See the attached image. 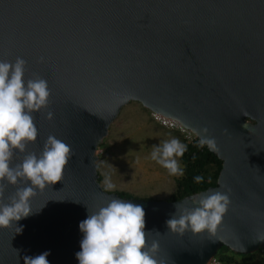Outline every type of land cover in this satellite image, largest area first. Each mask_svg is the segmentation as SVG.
<instances>
[{"label":"water","instance_id":"95a60500","mask_svg":"<svg viewBox=\"0 0 264 264\" xmlns=\"http://www.w3.org/2000/svg\"><path fill=\"white\" fill-rule=\"evenodd\" d=\"M17 57L51 92L28 152L55 136L72 158L62 181L31 197L21 233L15 222L0 229V264L46 251L49 264H78L79 223L113 197L143 205L161 264H206L222 246L264 250V0H0V60ZM132 101L213 138L217 185L177 200L106 191L98 150ZM215 190L231 201L215 234L168 231L175 204ZM15 191L5 186V203Z\"/></svg>","mask_w":264,"mask_h":264},{"label":"clouds","instance_id":"9594fccd","mask_svg":"<svg viewBox=\"0 0 264 264\" xmlns=\"http://www.w3.org/2000/svg\"><path fill=\"white\" fill-rule=\"evenodd\" d=\"M26 61L17 57L15 62L0 60V229L29 217L34 211L30 200L37 189L62 181L66 166L72 158L69 145L55 136H49L39 153L28 152V146L38 139L34 113L45 108L51 95L48 82L40 77L26 79ZM52 118V113H48ZM207 129L203 132L206 134ZM199 146L216 150L213 138L201 136ZM187 146L176 138L163 141L154 147L151 159L172 176H183L179 163ZM17 155L22 158L14 162ZM197 184L204 177H194ZM16 187L15 193L4 202L5 186ZM114 185L109 182L106 191ZM230 197L219 190L201 194L193 207L181 208L175 204L174 213L166 220L168 231L184 234L217 232L224 214L228 211ZM179 212V215H177ZM145 209L117 197L79 223L82 233L80 251L75 254L78 264H161L157 258L159 244L147 242ZM18 233L23 228L17 226ZM50 252L25 257V264H49Z\"/></svg>","mask_w":264,"mask_h":264},{"label":"crops","instance_id":"0c3cea01","mask_svg":"<svg viewBox=\"0 0 264 264\" xmlns=\"http://www.w3.org/2000/svg\"><path fill=\"white\" fill-rule=\"evenodd\" d=\"M121 116L114 127H110L105 138L103 153L99 155V180L104 189L111 182L110 191L126 192L141 199L165 200L176 192V178L149 158L148 152L126 158L127 146L135 149L153 147L156 143L176 138L185 144L184 136L172 129L162 127L151 118V112L139 102L132 101L121 110ZM135 138V144H127ZM103 143V144H104ZM180 163V158H179ZM181 165V163H180Z\"/></svg>","mask_w":264,"mask_h":264},{"label":"trees","instance_id":"16d2710c","mask_svg":"<svg viewBox=\"0 0 264 264\" xmlns=\"http://www.w3.org/2000/svg\"><path fill=\"white\" fill-rule=\"evenodd\" d=\"M185 145L187 146V151L180 158L184 175L176 178L177 189L169 200H177L186 194L199 192L210 186L217 185L218 175L222 168V161L207 146L200 147L199 139L192 142L185 140ZM197 175L204 177L203 182L200 184H197L194 180V177ZM118 194L122 197L131 198V196L126 195L124 192ZM252 255L235 253L225 246H222L217 253V257L222 264H249Z\"/></svg>","mask_w":264,"mask_h":264},{"label":"built area","instance_id":"2783aa9c","mask_svg":"<svg viewBox=\"0 0 264 264\" xmlns=\"http://www.w3.org/2000/svg\"><path fill=\"white\" fill-rule=\"evenodd\" d=\"M150 112H151V118L153 119V121L157 122L162 127L180 132L184 136V139L186 141L192 142L198 139V137L191 130L181 125L178 121L171 119V118H167L161 114H158L152 111ZM102 153H103V150L101 149L100 154ZM206 264H222V262L219 260V258L216 255L212 257Z\"/></svg>","mask_w":264,"mask_h":264},{"label":"rangeland","instance_id":"374dc122","mask_svg":"<svg viewBox=\"0 0 264 264\" xmlns=\"http://www.w3.org/2000/svg\"><path fill=\"white\" fill-rule=\"evenodd\" d=\"M119 116H121V113L119 114ZM117 117L116 120L112 123V127H114L116 124H117V121L119 120L120 117ZM136 141H135V138L133 139H129L127 141V144H135ZM106 143H104L103 145L101 146H105ZM159 143H156L153 147H147V148H142L141 146H137L135 149H130L128 146H127V154L125 153V156L126 158L130 159V160H133L134 158H136V155L137 154H145V152H148V153H152L153 150H154V147L155 146H158ZM100 146V147H101ZM102 149V147H101ZM98 150V154L100 155V150ZM149 158H151V155H149ZM156 165H158L160 168H162L158 163H156ZM109 192H116V191H109ZM116 193H120V192H116ZM126 195H129L131 197H135L131 194H128L126 192H124ZM136 198H139V197H136ZM253 255L251 256L250 260H249V264H264V251H256L254 253H252Z\"/></svg>","mask_w":264,"mask_h":264}]
</instances>
